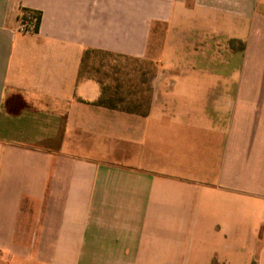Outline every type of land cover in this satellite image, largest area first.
Returning a JSON list of instances; mask_svg holds the SVG:
<instances>
[{
    "label": "crops",
    "instance_id": "0c3cea01",
    "mask_svg": "<svg viewBox=\"0 0 264 264\" xmlns=\"http://www.w3.org/2000/svg\"><path fill=\"white\" fill-rule=\"evenodd\" d=\"M87 51L155 64L144 115ZM0 264H264V0H0Z\"/></svg>",
    "mask_w": 264,
    "mask_h": 264
},
{
    "label": "rangeland",
    "instance_id": "374dc122",
    "mask_svg": "<svg viewBox=\"0 0 264 264\" xmlns=\"http://www.w3.org/2000/svg\"><path fill=\"white\" fill-rule=\"evenodd\" d=\"M96 61L103 59L105 66H118V70L109 73V78L105 81L111 84L112 88L118 86L116 98L123 100L122 106H136L141 104L142 108L146 105L147 94L151 90L150 81L154 71L150 66H155L151 61L144 59H128L118 57L96 56ZM121 67V68H119ZM102 69V68H100Z\"/></svg>",
    "mask_w": 264,
    "mask_h": 264
},
{
    "label": "trees",
    "instance_id": "16d2710c",
    "mask_svg": "<svg viewBox=\"0 0 264 264\" xmlns=\"http://www.w3.org/2000/svg\"><path fill=\"white\" fill-rule=\"evenodd\" d=\"M23 19L30 20L34 23V29L38 30L40 22H41V14L36 12H25L23 15ZM103 57H118L124 58L121 56H112L109 54L99 53L96 51H87L83 56V62L81 67V77L85 74H88L89 78L94 79L101 87V96L100 98L94 102V105L105 107L108 109H117L121 111H125L128 113H136V114H145L146 113V105L142 108L141 104L136 106H122L123 100L118 101L116 98V93L118 91V86L112 88L111 84H107L105 81L106 78H109V73L112 71L113 76H115L114 72L118 70V66H105L103 64V59L96 61V56ZM102 68V69H100ZM121 68V67H119ZM117 73V72H116Z\"/></svg>",
    "mask_w": 264,
    "mask_h": 264
},
{
    "label": "built area",
    "instance_id": "2783aa9c",
    "mask_svg": "<svg viewBox=\"0 0 264 264\" xmlns=\"http://www.w3.org/2000/svg\"><path fill=\"white\" fill-rule=\"evenodd\" d=\"M33 28H34V23H32L30 20L23 19L21 21L18 31L22 33H29L31 30H33Z\"/></svg>",
    "mask_w": 264,
    "mask_h": 264
}]
</instances>
